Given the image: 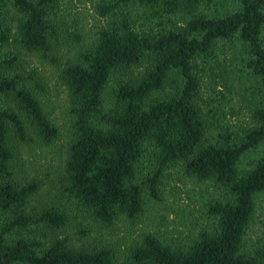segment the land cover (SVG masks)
<instances>
[{
    "label": "trees",
    "instance_id": "16d2710c",
    "mask_svg": "<svg viewBox=\"0 0 264 264\" xmlns=\"http://www.w3.org/2000/svg\"><path fill=\"white\" fill-rule=\"evenodd\" d=\"M92 4L102 25L90 35L76 18L67 32L61 0H0V264H264V233L252 249L247 244L264 194V0ZM10 7L15 36L4 25ZM33 56L54 67L72 105L63 189L86 217L105 228L135 225L150 201L164 199L165 176L175 169L220 191L200 192L195 233L179 242L142 229L120 255L117 244L30 234L49 228L55 236L69 221L57 206L31 205L43 179L17 175L22 148L44 154L61 135L50 81L36 61L30 67ZM116 72L128 77L104 110ZM213 73L224 90L243 92L248 123L228 116L240 120L242 110L205 98Z\"/></svg>",
    "mask_w": 264,
    "mask_h": 264
},
{
    "label": "rangeland",
    "instance_id": "374dc122",
    "mask_svg": "<svg viewBox=\"0 0 264 264\" xmlns=\"http://www.w3.org/2000/svg\"><path fill=\"white\" fill-rule=\"evenodd\" d=\"M92 1L93 0H61L64 24L69 25L67 32L73 31L72 27L75 18L77 19L78 25L79 19L83 20L82 23H84V26H81L82 23H80L79 29H82L90 35L97 32V27L100 24L102 25V23L95 13ZM59 19L61 20L62 16L59 17ZM16 21L17 14L15 10L10 7L7 11L4 25L5 28H9V32L12 34L11 36H15ZM10 39H12V37H10ZM13 48L14 46L11 44L10 49ZM64 48L67 49V46ZM29 59L32 64H29L30 67H39L42 73L40 75L50 81L49 87L52 89L50 98L52 100L51 106H53L50 110L53 109V118H58L57 121L62 127L59 140L44 154H42L40 150L31 154L28 152L27 148H22L19 151L21 156L16 161L17 175L21 178L34 176L43 179V185L37 196L33 199L31 205L35 208L42 206L46 207L48 205L57 206L66 213L69 220L68 225L63 230L56 232L55 236L49 228H39L38 230L30 229V234L48 241L55 237L58 239H68L69 243L76 246L91 244L110 246L117 244L121 250V252L118 250L120 255L121 253L124 254L129 251L130 247L134 244V240L137 239L142 232V229L145 231H162L169 234V237H174L179 242L184 240L182 236L187 237L195 233L199 228L200 223L198 220L201 216L199 211L201 202L200 192L209 197L208 192L211 193L212 196H214L213 194L219 196L220 191L215 188L213 182H210L209 185L199 183L191 178L185 177L182 172H178V170L176 171L175 169L171 170L165 176L167 184L165 186L164 199H162V201H150L146 208V215L137 221L135 225L132 226L127 222H117L105 228L95 224L86 217L85 211L79 208L76 202L71 199L63 189L67 151L73 126L71 102L65 88L62 86L60 88L57 84L54 67L48 63V66H40L37 63L38 58L35 56ZM35 61L36 66L34 63ZM63 62L64 60L60 61L59 64ZM214 65L218 66L216 63ZM139 69H136V72H138ZM125 77H128V75L116 72L111 78L105 90L104 110H107L113 105L115 90L119 82ZM212 79L217 81L215 82L218 90L217 93L213 92L211 89L213 85ZM205 80V87L203 89L205 98H210L212 102L216 101V104L221 105L229 112L234 111V109L236 112L242 110L243 114L240 120L238 116H236L237 113L236 115L228 114V116L232 120V123H248L247 118L249 117L246 112H244V109H242L244 100L243 92L237 94L234 92V94H231L224 90L222 81L218 82L216 73L211 74ZM233 97L234 99L230 102L226 101ZM43 155H46V157ZM174 227H176V229H174ZM262 233H264V194H260L257 198V211L247 233V244L251 247L250 249L253 248V245Z\"/></svg>",
    "mask_w": 264,
    "mask_h": 264
}]
</instances>
